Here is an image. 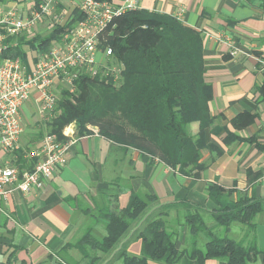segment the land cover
Returning a JSON list of instances; mask_svg holds the SVG:
<instances>
[{
	"label": "trees",
	"instance_id": "1",
	"mask_svg": "<svg viewBox=\"0 0 264 264\" xmlns=\"http://www.w3.org/2000/svg\"><path fill=\"white\" fill-rule=\"evenodd\" d=\"M7 1L0 0V4ZM74 14L65 26L57 24L46 35L20 36L18 45L0 59H25L27 48L39 47L46 52L66 29L82 19L79 10ZM103 47L111 48L113 55L100 74L83 72L75 81V92L63 88L55 109L35 124L36 132L29 133L30 143L37 146L46 137L56 136L64 144L68 139L63 131L74 124L75 138L97 133L120 148L137 151L193 179H200L224 155L222 148L210 140L223 131L226 136L221 141L225 147L252 145L264 154V143L258 135L244 138L238 133L252 127L259 114H238L230 122L231 130L217 124L221 116L213 115L210 109L213 87L206 79L201 32L174 17L136 10L116 19L115 27L105 34ZM254 92L258 94L256 102L264 104V74ZM259 132L264 134V123ZM24 149L30 152V148ZM25 151L13 153L12 165L32 171L39 159L28 157ZM245 173L250 183L259 182L264 165L257 171L248 168ZM234 192L218 184L208 185L207 196L214 206L211 210L188 200L161 203L154 193L133 190L124 207L118 204L120 193L101 195L88 222L102 223L105 232H95L90 224L75 243L66 244L62 251V255L69 250L79 252V261H63L178 264L187 256L199 264L210 259L227 264H264V249L257 241V228L264 224V197L230 202ZM81 204L79 201V209H83ZM87 210L91 209L83 212ZM139 241L141 254H131L130 244Z\"/></svg>",
	"mask_w": 264,
	"mask_h": 264
},
{
	"label": "crops",
	"instance_id": "2",
	"mask_svg": "<svg viewBox=\"0 0 264 264\" xmlns=\"http://www.w3.org/2000/svg\"><path fill=\"white\" fill-rule=\"evenodd\" d=\"M63 1L64 10L58 4L56 14L68 19L75 17L74 12L79 10L81 0ZM110 1L120 4L123 0ZM19 3V0H9L2 4L25 6L23 2ZM262 3V0H139L140 10L174 17L184 26L202 33L206 79L213 87L214 96L210 109L213 115L221 116L217 124L231 130L230 122L238 114L244 111L257 113L256 123L238 133L244 138L258 135L264 143V134L259 132L264 123V104L256 102L258 94L254 92L264 74V69L255 59L264 55ZM46 20L39 25H46ZM228 41L238 51L235 58L229 54ZM38 49L31 48L30 51L35 53ZM27 55L29 52L26 58L31 66L36 56ZM71 131L75 134V127ZM225 136L226 131H223L219 136L210 137L222 148L224 155L217 158L200 179L179 175L165 164L157 160L152 162L148 156H140L132 149L120 148L94 132L90 136L76 138V143L66 154L65 165L45 181L41 190L28 195L16 191L7 202L0 201V264L79 261L74 251L69 250L64 255L62 251L78 232L88 229L89 215L95 214L101 195L120 193L118 204L124 207L129 201L130 190H133L154 193L161 203L188 200L210 210L214 208L207 196V188L211 184L234 190L230 202L246 197H264V183H250L245 173L248 168L254 171L261 169L264 154L252 145L234 144L227 148L221 141ZM68 198L74 200L67 202ZM79 201L83 209L91 210L87 213L80 210ZM99 221L102 222L101 219ZM100 225L103 226L102 223L96 224ZM94 226L91 224L92 228ZM257 241L264 249V224L257 228ZM128 251L140 255L142 243L130 244ZM109 264H122V261L113 260ZM178 264L199 263L184 256ZM204 264L227 263L210 259Z\"/></svg>",
	"mask_w": 264,
	"mask_h": 264
},
{
	"label": "built area",
	"instance_id": "3",
	"mask_svg": "<svg viewBox=\"0 0 264 264\" xmlns=\"http://www.w3.org/2000/svg\"><path fill=\"white\" fill-rule=\"evenodd\" d=\"M22 1V0H19ZM61 0H40L31 4L29 12L24 7L0 4V58L10 48L18 45L17 39L35 29L43 20L52 18L49 29L55 25L65 26L68 18L56 14ZM21 5V2L19 3ZM79 10L82 19L66 29L59 40L42 52L34 54L33 64L29 59H0V201L7 202L18 191L28 195L44 187L45 181L64 166L66 154L76 142L70 124L63 132L71 138L62 144L56 136H49L42 142L36 156L38 162L32 171L20 170L12 165L7 155L19 149L24 133L23 111L29 102H34L39 115L51 113L57 104L54 91L66 88L75 92V81L83 72L97 76L113 50L104 46V37L115 27L116 19L128 12L140 10L139 0H123L120 4L112 1L81 0ZM229 54L237 57L238 51L228 41ZM27 59V61H26ZM264 69V55L255 57ZM32 60V59H31ZM69 130V132H67ZM264 183V176L259 180Z\"/></svg>",
	"mask_w": 264,
	"mask_h": 264
},
{
	"label": "rangeland",
	"instance_id": "4",
	"mask_svg": "<svg viewBox=\"0 0 264 264\" xmlns=\"http://www.w3.org/2000/svg\"><path fill=\"white\" fill-rule=\"evenodd\" d=\"M20 2H23L25 4L24 9L27 12H29V8H31V3H33V0H22ZM60 4L62 5V8H63L62 10H64V1L61 0L60 1ZM51 20H52V18L47 19L46 21H44V22H46V25H39V27L37 28V31H36V29H33L30 32L26 33L25 35H27L28 38H32L37 33H39L40 35H46V34L50 33L54 29H46V27L49 25V23L51 22ZM28 52H29V55H27V56H30V57L31 56H35V54L32 53L33 51H30V48L26 49V53H28ZM107 60H106V58H104V62H106ZM61 92H62V89H60V88H57L54 91L55 95H57V98L60 96ZM36 113L39 114V109H37V106L35 105L34 102L33 103L32 102H29L26 105V107L24 108V111H23L24 134L21 137V141H20L19 149L18 150L23 149V151H25L24 147L25 148H27V147L30 148L29 149L30 152L25 151L26 152L25 154L28 155V157H30V158L31 157H37L36 156V153H38L40 151L41 146H42V142L39 143L37 146H35V144L34 143H30V139H28L29 133L36 132V130H37V126L35 124L37 122H41L42 120H44V118H43L44 115L43 116H40V115H37ZM49 115H51V114H49ZM68 127H69V125L64 129V131L67 130ZM193 130H195V131L197 130V125H194L193 126ZM67 132H69V130ZM63 136H65V135L63 134ZM29 137H30V135H29ZM65 137L68 139V141L66 143L69 144L70 141H71V138L68 137V136H65ZM77 139H75V140H77ZM66 143H64V144H66ZM14 158H15V154H13V153H10L9 155H7V159H9V160H12ZM90 224H92V223L89 222V225ZM93 229L99 231L100 233H104L105 232L104 231V226H101V225L100 226H96L95 225L93 227ZM84 231L82 230L80 233L78 232V235L74 239H71L70 240L71 241L70 243H75L79 239V237H81L82 234H84ZM72 251H74L73 253L76 255L75 258H77V260H79L81 258V256H79V252H76L75 250H72Z\"/></svg>",
	"mask_w": 264,
	"mask_h": 264
}]
</instances>
